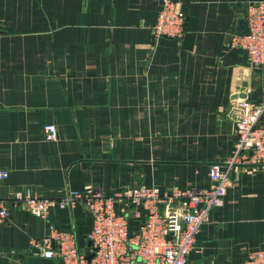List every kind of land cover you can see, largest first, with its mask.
Here are the masks:
<instances>
[{
	"label": "crops",
	"instance_id": "crops-1",
	"mask_svg": "<svg viewBox=\"0 0 264 264\" xmlns=\"http://www.w3.org/2000/svg\"><path fill=\"white\" fill-rule=\"evenodd\" d=\"M181 38L154 40L161 0H0V264H59L32 241L46 222L11 199L142 185H210L209 165L236 141L232 105L264 102V67L232 45L250 0H176ZM54 123L58 137L46 138ZM191 264H244L264 247V167L238 165ZM81 251L94 218L81 202L50 207Z\"/></svg>",
	"mask_w": 264,
	"mask_h": 264
},
{
	"label": "built area",
	"instance_id": "built-area-1",
	"mask_svg": "<svg viewBox=\"0 0 264 264\" xmlns=\"http://www.w3.org/2000/svg\"><path fill=\"white\" fill-rule=\"evenodd\" d=\"M161 9L153 26V38H181L186 32V14L176 0H161ZM247 34L235 33L232 45L247 53L248 61L264 67V0H250L244 12ZM235 116L236 141L224 161L209 165L210 185L182 190L159 186H123L111 193L97 187L71 189L59 198L41 196L26 187L11 199L16 207L43 219L45 235L32 241V247L45 258L64 264H191L190 253L211 211L224 205L232 176L238 165L264 167V102L240 99L232 105ZM46 138L58 137L57 126H45ZM6 170L0 177H7ZM74 208L81 202L94 218L87 239L92 241L80 250L75 232L58 227L52 221L50 207ZM9 212L6 200L0 199V223ZM94 255L89 258L88 255ZM244 264H264V247L248 254Z\"/></svg>",
	"mask_w": 264,
	"mask_h": 264
},
{
	"label": "water",
	"instance_id": "water-1",
	"mask_svg": "<svg viewBox=\"0 0 264 264\" xmlns=\"http://www.w3.org/2000/svg\"><path fill=\"white\" fill-rule=\"evenodd\" d=\"M249 32L248 22L245 18H241L237 22L236 33L238 34H247ZM89 245H92V241H89ZM94 254L91 253L88 255L91 258ZM59 264H64L63 259L59 260Z\"/></svg>",
	"mask_w": 264,
	"mask_h": 264
}]
</instances>
